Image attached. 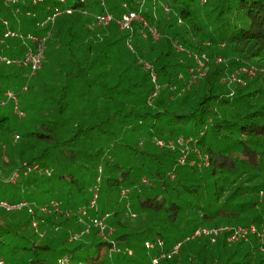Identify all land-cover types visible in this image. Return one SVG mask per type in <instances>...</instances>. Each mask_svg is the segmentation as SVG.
<instances>
[{
  "label": "trees",
  "instance_id": "obj_1",
  "mask_svg": "<svg viewBox=\"0 0 264 264\" xmlns=\"http://www.w3.org/2000/svg\"><path fill=\"white\" fill-rule=\"evenodd\" d=\"M104 10L115 18L134 10L146 25L96 24L94 14ZM6 30L28 34L34 51L51 38L69 71L35 106L42 119L32 116L15 136L30 149L31 140L40 141L43 151L16 169L26 177L14 184L19 197L0 198L2 264H152L162 253L171 256L157 264H264V0H0L1 37ZM197 56L207 70L191 79ZM235 71L241 81L231 79ZM15 77L3 82L13 85ZM73 85L88 104L82 122L67 115ZM117 103L126 109H113ZM115 125L117 147L90 145L99 136L111 140ZM93 190L103 201L88 213L107 214L113 243L78 222L77 209L92 206ZM238 226L255 231L232 241ZM213 228L222 229L195 234Z\"/></svg>",
  "mask_w": 264,
  "mask_h": 264
},
{
  "label": "rangeland",
  "instance_id": "obj_2",
  "mask_svg": "<svg viewBox=\"0 0 264 264\" xmlns=\"http://www.w3.org/2000/svg\"><path fill=\"white\" fill-rule=\"evenodd\" d=\"M200 1L201 3L205 2V0H200ZM162 3L163 2L160 1L159 4ZM4 5L6 6V3ZM10 7L13 10L15 9L13 6ZM13 29H17V28L14 27ZM9 33H11V31L6 30L5 34H3L2 37L0 36V44H3L5 46V48L3 49L4 51L0 53V120H3L1 123L3 127L2 128L0 127V198H4V199L9 197H15V198L19 197V192L15 190V185L18 186L19 183L26 178L24 177L23 172L21 170H16L21 166L22 158L23 159H28L30 157L37 158L41 156V153L43 151L40 141L31 140V145H35V148L30 149L26 145L24 138H16L15 136L22 135L25 131L28 130L29 124L32 121V116L42 119V116H40V111L37 108L35 109V106L38 107L39 100H42L51 93L50 88L56 87L57 90L58 86L62 82L64 83L65 78L63 77L64 75L63 73L67 70L69 71L68 66L65 65L64 63L65 56L63 54L64 52L62 51L63 49L61 50L54 49L53 51L52 48L53 42L51 38L42 37L40 46H38L34 51L32 48L31 50L29 49L30 47H32V44L28 43L29 40L27 39L28 37H26L28 36V34L26 36L24 35L22 36L18 31L17 33L19 35H16L15 33L14 35L11 34L9 35ZM0 50H2V46L0 47ZM25 51L26 54L28 53L30 54L31 52H33V54H38L40 56L39 58L41 60V67L35 72V74L31 73L29 66L20 67L16 64H11L12 62L23 64V62H21V59L19 57L21 56L20 53L23 52L25 53ZM28 55L26 56L28 57ZM218 58L220 57L218 56L217 59ZM127 59H129V57ZM4 62H6V64ZM60 63L63 70L62 72H59L58 68L55 67L58 66ZM246 68L247 67L239 66L237 70L238 72H242V73L247 72L246 74L249 73L250 75L253 74L247 71L248 68L247 70ZM204 69L206 68L204 67ZM236 71L232 74L231 79L237 77ZM12 74L16 75L15 80L13 79L14 81L12 82L14 84L6 86V84L3 81L10 79ZM1 75H3V77H1ZM6 75H9L7 79H6ZM236 80H238V78ZM7 84H11V82L7 81ZM23 87H25V90H23ZM75 87L76 85L75 86L73 85V87L70 88V97L73 98V101H71L69 104L67 115L73 116V118L76 119L75 121L82 122L84 120V117L82 116V109L85 110L88 104L87 102L85 104L80 103V101L77 99V95L79 94L80 96L81 91L76 89ZM8 91L12 92L16 96L18 109L23 112L24 116L19 115L16 111H14L15 103L12 99L8 98L6 94ZM98 107H101L100 104L98 105ZM112 108L116 110L121 109V105L117 103L116 105H113ZM125 109L126 107L122 108L121 110H125ZM93 121L95 120L91 119L90 121H86V122L92 123ZM119 131H120L119 128L115 125L114 135L111 140L107 141L106 143H103L102 136H99L98 144L97 141H95V144L91 143L90 145L93 146L95 145V148L96 145H99V147L102 146L105 149L108 147L109 149H111V147L113 146L117 147V143L115 139L116 137L119 136ZM43 161L48 162L47 160H43ZM75 163L76 165L78 164L77 162ZM17 172L19 177L13 182V180H11V177L13 174ZM42 172L43 171H40L39 173ZM45 173L48 172L46 171ZM29 189L32 190V184L29 185ZM95 193L96 192L93 190L91 196L92 197L91 201L92 200L94 201L92 206H94L95 208H92V206H90V208L88 209L81 206L79 207V209L80 208L85 209L87 211V214H89L88 212L91 211V209H95V210L98 209V206L101 200L103 201V199H100L101 195L99 194H97V197L94 198ZM119 199L122 200L124 198L122 197L120 198L119 196ZM25 207H30V206L28 205ZM40 209L44 210L43 208ZM79 209H77V212L79 211ZM127 210H129V212H127L128 215L130 214L131 211L128 207ZM31 211L32 210L28 212ZM15 214L20 215L22 213H19L17 211ZM129 217L124 215L123 222L129 224L130 226H133L136 223L137 217H133V216L131 218ZM37 228L38 226L35 225V229ZM38 233L40 235L43 234L39 230ZM100 235L103 238L108 239L113 243V241L109 238L110 234L106 235L105 233H103ZM6 241H8V239H6ZM147 247H149V245ZM117 249L118 248L115 247L114 251L109 250L107 252V254L111 256L110 257L111 259L114 257V254L118 252ZM6 250L7 249H5V246L4 247L0 246V254H5ZM4 256L6 258H9V255H4ZM127 256L128 258H132L134 254L128 252ZM22 258L23 256L20 255L19 260H21Z\"/></svg>",
  "mask_w": 264,
  "mask_h": 264
},
{
  "label": "built area",
  "instance_id": "obj_3",
  "mask_svg": "<svg viewBox=\"0 0 264 264\" xmlns=\"http://www.w3.org/2000/svg\"><path fill=\"white\" fill-rule=\"evenodd\" d=\"M33 1L35 2L37 0H33ZM59 1L64 2L65 0H59ZM5 2H17V0H5ZM71 11L72 10L69 7L65 8V10H64L65 13H70ZM83 12L86 13V11H83ZM59 13H60L59 10H55L54 14L51 17H49V19L53 20L54 17ZM94 20H95L96 24L103 25V26H106L111 22H115L118 25L119 29L128 30V31H132V24L135 21H139L143 25H146V21H145L144 17L139 12H136L134 10H129V11L123 12L119 18H115L112 13H110L107 10H104L101 13L94 14ZM3 22H4V24H6V21H3ZM149 32L154 39L158 38L159 34L155 28H150ZM10 34L14 35V33H9V35ZM142 35L146 36L145 33H142ZM29 37H31V36H29ZM177 49L182 50V47L177 46ZM31 53L30 54L28 53L29 55L26 54V55H28V57L26 56L25 58H23L22 62L24 65L29 66L32 74H35V72L41 67V60H40V58H39L40 56L38 54H33V52H31ZM193 56L195 58V55H193ZM196 58L198 59L197 60V66H196V73H195V67L193 69L192 68L190 69L191 79H195L196 76H200L202 74L201 69H203L205 67V65H204V61H202L200 58L207 60L205 55H202L200 58H198V56H197ZM216 61H220V58H218V59L216 58ZM246 70H247V68H246ZM247 71H249L250 73H254V69H252V68L248 69ZM233 79H236V78L234 77ZM153 80H154V76H153ZM238 81H241V80L238 79ZM23 90H25V87H23ZM6 94H7L8 98L12 99L15 103L14 111H16L19 115H23V112L18 109L16 96L10 91H8ZM152 95H155V92H153ZM158 143L160 145L163 144V142L160 140ZM180 162H183V158L180 159ZM29 169H30L29 166H26V170H29ZM26 170L24 171V173H26ZM17 177H18V172L12 175L11 180H13V182H14ZM120 193L122 196H124L127 193V190L122 189ZM96 197H97V194L95 193L94 198H96ZM93 202L94 201L92 200L91 204H93ZM52 204L56 206L55 202H52ZM1 205H3L6 209H10V208H18L19 209L23 206H27V203L26 202H18L16 204H8L6 202H2ZM43 209L45 210L44 207H43ZM28 210L30 211L31 208H29ZM106 216H107V214L103 215L101 217H98V216L91 217L89 214H87V211L85 209L80 208L78 211V222L84 226L85 232H87L90 227H94V228H97L99 230L100 234H103L108 229L106 224H105ZM35 225H36V223L33 222L32 226L35 227ZM221 229L222 228H218V229L213 228L210 230H206V229L200 230L199 229V230L195 231V234H200V233L216 234ZM225 229L229 230L230 228L225 227ZM108 231H109V233L111 232V230H108ZM254 231H255V228L253 226H251L249 228L238 226V227H235L232 229L230 236H229V239L232 241L239 240V239L245 240L247 238L248 233H252ZM211 240H214V237L211 238ZM146 245L148 246L149 244L146 243ZM177 247H178V245L174 246V250H176ZM164 256L170 257L171 253H168V254L162 253L159 257L153 258L152 264L153 263L156 264L158 262V259L160 257H164ZM61 262L62 261L60 260V263ZM0 264H2L1 261H0Z\"/></svg>",
  "mask_w": 264,
  "mask_h": 264
}]
</instances>
